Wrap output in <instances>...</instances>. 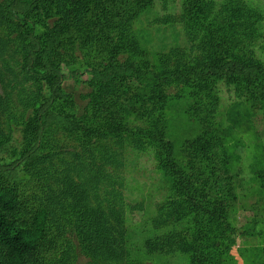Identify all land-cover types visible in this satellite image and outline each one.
Wrapping results in <instances>:
<instances>
[{"label": "trees", "instance_id": "trees-1", "mask_svg": "<svg viewBox=\"0 0 264 264\" xmlns=\"http://www.w3.org/2000/svg\"><path fill=\"white\" fill-rule=\"evenodd\" d=\"M179 3L175 18L187 46L152 61L133 25L154 0H0V114L7 112L8 130L0 128V264H69L67 232L89 264H123L127 206L116 186L127 149L152 154L169 184L153 224L182 226L147 241V249L179 251L188 264H221L233 244L224 201L232 192L227 152L204 122L189 144L205 151L180 164L160 113L187 89L202 101L226 85L242 92L264 122V61L234 56L263 18L244 0ZM169 15L165 22L174 19ZM64 71L89 76L81 114L62 88ZM13 91L24 106L19 123L8 110ZM129 117L145 127L130 126ZM11 126L19 131L15 141ZM58 132L78 144L70 161L55 144ZM219 181L216 191L224 193L215 192Z\"/></svg>", "mask_w": 264, "mask_h": 264}, {"label": "rangeland", "instance_id": "rangeland-1", "mask_svg": "<svg viewBox=\"0 0 264 264\" xmlns=\"http://www.w3.org/2000/svg\"><path fill=\"white\" fill-rule=\"evenodd\" d=\"M244 1L256 8L263 19L261 28L253 36L241 38L234 56L243 61H264V0ZM179 4V0H168L165 3L154 0L152 7L142 12L134 22L133 30L141 47L151 55L152 61H156L159 54H168L176 47L187 46L183 25L175 18L179 13ZM167 14H171L168 18L174 19L165 22ZM64 74L66 79L62 88L74 96L81 114L88 102L85 97L91 92L87 84L89 76L83 74L73 77L67 71ZM187 91L181 93V97L173 98L160 113L165 139L173 143L178 162L183 165L188 162L191 153L198 155L205 151L197 146L190 147L189 144L201 134L202 124L208 122L209 128L214 129L219 142L218 149L222 147L228 155L226 167L229 169L232 191L225 196L224 201L227 200V217L232 227L233 244L222 255L221 264H264V122L260 112L250 102H244L242 92L231 86L222 85L214 99L205 96L202 101L198 97V100L194 99L193 94L189 95ZM0 94H5L1 85ZM21 102L17 92L13 91L8 101L12 107L8 110L13 112L11 115L18 123L24 111ZM6 113L0 114V128L3 132H8L4 124ZM10 123L15 126L13 118ZM128 124L145 127L144 121L136 117H129ZM14 128H11L13 141L19 137V131ZM55 138V144L61 150L60 156L64 160L70 161L73 153H80L78 144L63 133L58 132ZM121 160L124 167L120 186L116 188L127 206L124 218L127 254L123 264H188V256L179 251L152 252L145 246L147 241H154L171 231L182 229L177 222L160 226L153 224V219L161 215L160 209L170 193L169 184L157 167L155 158L150 153L127 149ZM217 173L220 174L221 170L217 169ZM218 184L215 185V192L224 193L216 191L223 186V182L219 181ZM65 237L74 248V252L69 255V264H89V259L75 248L76 242L72 235L67 232Z\"/></svg>", "mask_w": 264, "mask_h": 264}]
</instances>
